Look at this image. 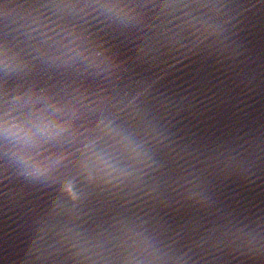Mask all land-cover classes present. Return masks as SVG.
I'll return each instance as SVG.
<instances>
[{
	"label": "clouds",
	"instance_id": "obj_1",
	"mask_svg": "<svg viewBox=\"0 0 264 264\" xmlns=\"http://www.w3.org/2000/svg\"><path fill=\"white\" fill-rule=\"evenodd\" d=\"M264 0H0V264H264Z\"/></svg>",
	"mask_w": 264,
	"mask_h": 264
},
{
	"label": "water",
	"instance_id": "obj_2",
	"mask_svg": "<svg viewBox=\"0 0 264 264\" xmlns=\"http://www.w3.org/2000/svg\"><path fill=\"white\" fill-rule=\"evenodd\" d=\"M238 198L240 200L241 206H245L249 203H259L264 206V189L259 192H251L247 190H239Z\"/></svg>",
	"mask_w": 264,
	"mask_h": 264
}]
</instances>
